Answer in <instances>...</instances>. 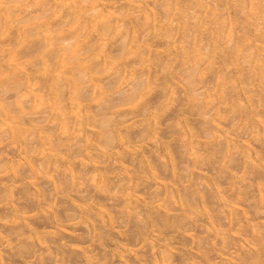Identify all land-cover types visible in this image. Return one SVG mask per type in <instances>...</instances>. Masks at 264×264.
<instances>
[{
	"label": "bare ground",
	"instance_id": "bare-ground-1",
	"mask_svg": "<svg viewBox=\"0 0 264 264\" xmlns=\"http://www.w3.org/2000/svg\"><path fill=\"white\" fill-rule=\"evenodd\" d=\"M21 206L74 264H264V0H0V264Z\"/></svg>",
	"mask_w": 264,
	"mask_h": 264
},
{
	"label": "rangeland",
	"instance_id": "rangeland-1",
	"mask_svg": "<svg viewBox=\"0 0 264 264\" xmlns=\"http://www.w3.org/2000/svg\"><path fill=\"white\" fill-rule=\"evenodd\" d=\"M44 189H43V191L45 192V200H49L50 199V191L48 190V188H45L44 186H42ZM32 205V204H31ZM33 206V205H32ZM29 207V208H28ZM28 207H23V206H21L20 207V209L21 210H23V211H26L30 216L32 215V219H30L29 221H31L30 222V224L32 225V227L34 228V229H36L38 232H42V233H46L47 234V238H46V240H47V242H50L51 243V245H50V243H49V248H48V250H42L43 251V253H41L42 255V259L40 260V261H35L37 264H56V262H55V260H56V258H54L53 256L54 255H59V256H61L60 257V260H59V262H61L62 264H74L73 263V261H72V259H70L69 257H68V254H66L65 253V255H63L61 252H58V251H56V249H55V246H56V242H57V239L53 236L54 235V229L49 225V224H47V221L44 219V217H42L41 215H38L35 211H34V207H31V206H28ZM33 208V209H32ZM34 211V212H33ZM32 213V214H31ZM33 213H36L35 214V216L33 215ZM41 219V220H40ZM43 219H44V221H43ZM45 222V223H44ZM45 224V225H44ZM49 227V228H48ZM44 228V229H43ZM48 230H49V232H54L53 234H51V233H49L48 232ZM78 232H81V230H78ZM49 233V234H48ZM4 236H6L8 239H11V238H13V239H11L12 240V242H14L15 241V235L14 234H12V236H10V233H4ZM66 240H70V238H66ZM73 243L75 242V244L77 243V244H80V243H78V240L77 241H72ZM52 243H54V244H52ZM82 246L84 245H86V244H81ZM41 251V252H42ZM49 251V254L47 253ZM51 251V252H50ZM57 253V254H56ZM101 252H99V259H101L102 257H101ZM39 255V254H38ZM52 255V256H51ZM48 257V258H47ZM51 259V260H47V259ZM54 259V260H53ZM62 259V260H61ZM64 259V260H63ZM3 260L6 262V263H10V260H8V258H7V256L5 257V255H3ZM7 260L9 261V262H7ZM45 261H46V263H45ZM54 261V262H53ZM72 261V262H71ZM18 264L17 262H15L14 261V263H10V264ZM35 263V264H36ZM114 264H116V263H114Z\"/></svg>",
	"mask_w": 264,
	"mask_h": 264
}]
</instances>
